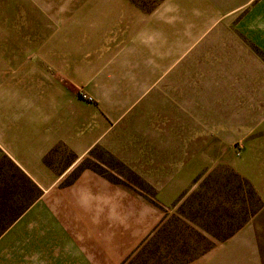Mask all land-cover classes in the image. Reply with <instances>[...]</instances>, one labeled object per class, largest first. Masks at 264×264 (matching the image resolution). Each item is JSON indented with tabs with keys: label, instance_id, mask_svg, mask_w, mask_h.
<instances>
[{
	"label": "rangeland",
	"instance_id": "rangeland-1",
	"mask_svg": "<svg viewBox=\"0 0 264 264\" xmlns=\"http://www.w3.org/2000/svg\"><path fill=\"white\" fill-rule=\"evenodd\" d=\"M77 4H83L84 20L122 9L121 16L137 27L148 17L157 34L152 46L157 45L158 84L111 129L119 137L110 138L106 147L95 145L68 171L63 169L76 155L65 143L45 155L59 179L47 190L44 209L57 210V195L68 194L89 169L161 214L157 227L121 264H181L250 222L264 205L238 170L264 182V0H0V61H7L10 72L44 62L43 57L53 61L57 38L80 25L73 16ZM111 39L101 67L67 76L48 63L41 73L35 70L39 82L45 81L43 73L55 82L58 78L69 87L66 97L86 104L134 98L130 86L140 80L136 69L143 41L137 37L130 44L114 34ZM128 45L137 47L129 57ZM170 154L175 162L183 159L193 166L200 158L205 166L175 202L162 205L156 189L134 167L145 157L150 162ZM16 167L0 156V235L27 202L41 193L32 206L44 194ZM146 169L142 173L149 175Z\"/></svg>",
	"mask_w": 264,
	"mask_h": 264
},
{
	"label": "crops",
	"instance_id": "crops-1",
	"mask_svg": "<svg viewBox=\"0 0 264 264\" xmlns=\"http://www.w3.org/2000/svg\"><path fill=\"white\" fill-rule=\"evenodd\" d=\"M128 5L135 10V6ZM76 8L73 16L80 25L71 28L70 35L57 38V51L49 58L53 61L46 63L43 57L44 62L38 59L22 64L13 72L7 61H0V156L9 157L44 192L1 233L0 264H121L161 220L160 212L147 201L89 169L68 194L57 195V210L44 209L46 192L59 179L45 163V155L58 142L65 143L76 155L63 169L68 171L95 145L106 147L110 138L119 137V132L111 129L133 107L141 106L158 84L157 45L152 46L157 34L148 17L136 27L121 16L122 9L84 20L83 4ZM172 18L171 12V22ZM112 34L130 44L137 37L143 41L139 46L142 60L136 69L140 80L125 85L136 92L134 98L110 100L113 104L104 100L86 104L66 97L64 91L69 87L58 78L55 82L43 73L45 81L39 82L48 63L67 76L74 70L101 67V61L108 58L103 51L114 41ZM126 49L128 57L137 51L134 45ZM84 89L90 91L93 87ZM113 154L121 158L118 150ZM199 159V164L190 166L183 159L175 162L172 154L162 159L154 157L150 162L145 157L144 163L140 160L134 168L156 189L159 203L169 205L203 171L205 164ZM147 166L149 175L142 173ZM238 170L253 183L264 204V182L245 169ZM184 264H264V205L229 238Z\"/></svg>",
	"mask_w": 264,
	"mask_h": 264
},
{
	"label": "trees",
	"instance_id": "trees-1",
	"mask_svg": "<svg viewBox=\"0 0 264 264\" xmlns=\"http://www.w3.org/2000/svg\"><path fill=\"white\" fill-rule=\"evenodd\" d=\"M18 170H20L21 172H22V175L25 177V179L28 181V183H30L32 186H34V187H37V185L31 180V179H29L28 178V176L17 166L16 167ZM41 195V193H37L35 196H34V198H32L29 202H27L26 204H25V206L19 211V214H17L16 215V217H14L13 219H11L10 220V222L9 223H12L25 209H27L30 205H31V203L35 200V199H37L39 196ZM8 226V225H7ZM235 231H233L232 233H230V234H228V235H226L224 238H222V239H220V241H224V240H226L227 238H229L233 233H234ZM211 247H209V248H207V249H205L204 251H202L200 254H202V253H204V252H206L207 250H209ZM199 254V255H200ZM198 256V255H197ZM197 256H195V257H197ZM195 257H193V258H191V259H189V260H187V261H185V262H183V263H181V264H184V263H186V262H188V261H190V260H192V259H194Z\"/></svg>",
	"mask_w": 264,
	"mask_h": 264
},
{
	"label": "built area",
	"instance_id": "built-area-1",
	"mask_svg": "<svg viewBox=\"0 0 264 264\" xmlns=\"http://www.w3.org/2000/svg\"><path fill=\"white\" fill-rule=\"evenodd\" d=\"M82 96L84 99L88 100V101H91L92 100V97L86 93H82Z\"/></svg>",
	"mask_w": 264,
	"mask_h": 264
}]
</instances>
